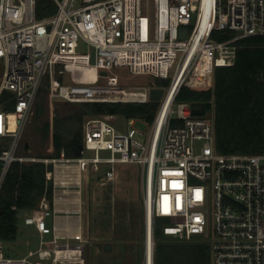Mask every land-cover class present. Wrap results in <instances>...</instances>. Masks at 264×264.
<instances>
[{
  "label": "built area",
  "instance_id": "1",
  "mask_svg": "<svg viewBox=\"0 0 264 264\" xmlns=\"http://www.w3.org/2000/svg\"><path fill=\"white\" fill-rule=\"evenodd\" d=\"M54 1L57 11L38 18L37 0H0V97L8 91L15 100L13 110L0 106V137L13 141L0 153V191L14 161L54 167L76 162L95 172L109 165L105 181L116 179L118 164L138 163L145 188L144 264H155L158 220H164L161 227L168 237L208 241L212 264H264V153H220L214 117L194 115L189 102L176 100L190 76L212 87L217 68L235 65L241 39L264 36V0ZM215 33L231 35L219 40ZM80 40L92 51L81 53ZM123 66L170 79V84L131 89L113 72ZM86 69L95 70L96 78H87ZM46 78L52 100L74 104L148 103L153 88L166 91L155 120L141 119L151 125L145 139L136 127L139 118L129 119L121 131L112 121L117 115L89 116L80 157L67 158L64 151L53 158L17 156ZM53 214L44 198L25 222L50 234L46 218ZM70 247L78 252L76 264H84L83 243L69 242L55 243L54 264L57 250ZM39 255L51 256L47 251ZM0 264H28V259L8 257L0 240Z\"/></svg>",
  "mask_w": 264,
  "mask_h": 264
},
{
  "label": "trees",
  "instance_id": "2",
  "mask_svg": "<svg viewBox=\"0 0 264 264\" xmlns=\"http://www.w3.org/2000/svg\"><path fill=\"white\" fill-rule=\"evenodd\" d=\"M53 0H37V17L54 14L58 7ZM231 34H214L222 40ZM237 60L230 67L217 68L214 84L207 89H193L184 85L177 95V102H189L193 114L206 116L214 112L216 147L220 153H264V36H253L238 42ZM48 78L37 95V112L44 107L48 93ZM162 86L160 84H157ZM169 85V84H168ZM0 106L7 110L15 107L14 95L4 91ZM66 112L58 115L53 123L52 139L56 156L64 151L67 158H78L84 146V122L88 116L124 115L128 119L142 118L153 122L161 103L84 102L68 103ZM174 125L180 121L174 120ZM11 138L0 142V153L7 149ZM3 163L0 161V175ZM54 165L43 161H14L0 191V240L16 241L19 237L20 213L39 208L46 198L52 204L54 181L47 178ZM16 207V208H14ZM158 220L155 227V264H212L211 247L200 238L179 240L164 234Z\"/></svg>",
  "mask_w": 264,
  "mask_h": 264
},
{
  "label": "rangeland",
  "instance_id": "3",
  "mask_svg": "<svg viewBox=\"0 0 264 264\" xmlns=\"http://www.w3.org/2000/svg\"><path fill=\"white\" fill-rule=\"evenodd\" d=\"M46 1L42 0L43 5ZM80 3L81 1L77 2V4ZM53 4H56L55 1ZM78 50L81 53H88L92 51V48L86 42L80 40ZM3 72L4 64L0 61V84ZM113 72L119 77L121 84L131 87V89L153 83L165 87L170 84V79L156 78L148 74H135L127 66L116 67ZM102 82H107V79L103 78ZM187 86L193 89L209 88L203 78L195 76L188 78ZM67 105L68 102L52 100L49 93H47L44 107L38 113L36 99L33 113L16 148V155L38 158L41 156H56V147L52 139L53 127L46 130L44 125L47 122L53 123L58 115L66 112L64 110H67ZM208 114L214 117V112ZM141 119L137 120L136 127L145 133L140 137L145 139L150 134L151 125ZM112 121L121 131L127 130L129 119L124 115H117ZM4 140L5 138L0 137V142L3 143ZM12 142L11 139L7 148H11ZM26 145H28V150H26ZM108 166H104L101 172L91 171V187L88 190L91 235L85 244L84 264H144L146 207L143 168L138 163L118 164L116 166V179L105 181L103 174ZM20 224L22 225L21 220H19ZM40 240L38 236L34 238L31 248H38ZM107 244L111 245L110 250L106 249ZM4 247L8 257L18 259L27 256L30 249L25 244L15 243L14 241H5ZM54 257L55 253L43 260L38 254L28 256V264H32V262L39 259L42 260L43 264H54ZM62 259H58L57 263L72 264L69 259Z\"/></svg>",
  "mask_w": 264,
  "mask_h": 264
},
{
  "label": "crops",
  "instance_id": "4",
  "mask_svg": "<svg viewBox=\"0 0 264 264\" xmlns=\"http://www.w3.org/2000/svg\"><path fill=\"white\" fill-rule=\"evenodd\" d=\"M52 179L54 181V197L50 205L54 214L47 217L46 221L53 232L43 235L34 224L25 222V218L30 216L33 211H21L22 225H19V237L14 242L25 244L30 249L27 256L19 259H28V256L36 254L40 256V251H47L52 255L56 242L61 244L83 243L85 259V244L91 235V212L88 198V190L91 187V171L80 169L76 162L61 163L54 167ZM37 236L41 239L40 246L33 249L31 248L32 240ZM76 255L78 252L71 247L57 250L58 259H69L72 264L76 263L78 259ZM42 260L39 259L32 263L43 264Z\"/></svg>",
  "mask_w": 264,
  "mask_h": 264
},
{
  "label": "water",
  "instance_id": "5",
  "mask_svg": "<svg viewBox=\"0 0 264 264\" xmlns=\"http://www.w3.org/2000/svg\"><path fill=\"white\" fill-rule=\"evenodd\" d=\"M185 36H186V30H184L183 38H185ZM101 74L105 75L106 72L103 71ZM165 91H166V89L164 87L153 88L151 90V99H152V101H156V102L161 101L163 99ZM26 150H28V145H26ZM106 249L110 250L111 249V245L107 244L106 245Z\"/></svg>",
  "mask_w": 264,
  "mask_h": 264
},
{
  "label": "bare ground",
  "instance_id": "6",
  "mask_svg": "<svg viewBox=\"0 0 264 264\" xmlns=\"http://www.w3.org/2000/svg\"><path fill=\"white\" fill-rule=\"evenodd\" d=\"M84 75L87 77V78H90V79H95L96 78V72H95V70H93V69H86V70H84ZM172 100V95H171V97H168L167 98V104H170L171 101ZM60 257H62L61 255H60ZM63 260V259H62Z\"/></svg>",
  "mask_w": 264,
  "mask_h": 264
}]
</instances>
